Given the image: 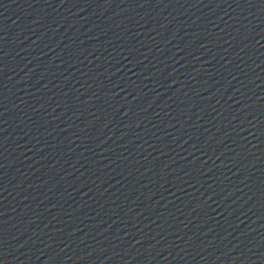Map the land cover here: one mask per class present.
Listing matches in <instances>:
<instances>
[{"label": "water", "instance_id": "water-1", "mask_svg": "<svg viewBox=\"0 0 264 264\" xmlns=\"http://www.w3.org/2000/svg\"><path fill=\"white\" fill-rule=\"evenodd\" d=\"M0 264H264V0H0Z\"/></svg>", "mask_w": 264, "mask_h": 264}]
</instances>
